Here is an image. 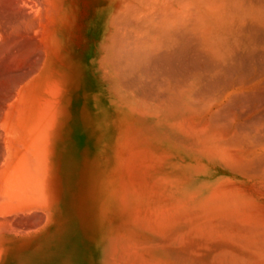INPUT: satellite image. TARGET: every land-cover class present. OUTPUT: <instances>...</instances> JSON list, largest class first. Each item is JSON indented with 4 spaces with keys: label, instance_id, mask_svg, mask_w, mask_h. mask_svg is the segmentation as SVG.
I'll list each match as a JSON object with an SVG mask.
<instances>
[{
    "label": "bare ground",
    "instance_id": "obj_1",
    "mask_svg": "<svg viewBox=\"0 0 264 264\" xmlns=\"http://www.w3.org/2000/svg\"><path fill=\"white\" fill-rule=\"evenodd\" d=\"M68 1L0 0V264L66 217ZM97 54L118 122L154 118L207 165L175 243L200 264H264V0H112Z\"/></svg>",
    "mask_w": 264,
    "mask_h": 264
},
{
    "label": "rangeland",
    "instance_id": "obj_2",
    "mask_svg": "<svg viewBox=\"0 0 264 264\" xmlns=\"http://www.w3.org/2000/svg\"><path fill=\"white\" fill-rule=\"evenodd\" d=\"M68 3L72 22L59 64L71 89L66 217L57 234L14 264H200L190 244L174 239L188 234L190 180L202 179L197 173L207 165L193 159L189 140L154 118L123 109L118 122L95 66L112 0Z\"/></svg>",
    "mask_w": 264,
    "mask_h": 264
}]
</instances>
